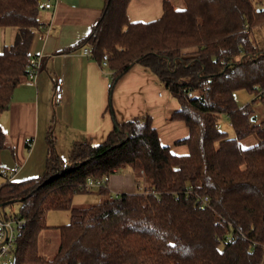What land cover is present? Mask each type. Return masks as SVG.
<instances>
[{
	"label": "trees",
	"instance_id": "1",
	"mask_svg": "<svg viewBox=\"0 0 264 264\" xmlns=\"http://www.w3.org/2000/svg\"><path fill=\"white\" fill-rule=\"evenodd\" d=\"M132 0H104L103 13L80 47L94 58H109L114 82L140 64L161 80L180 108L169 116L189 129L186 156L163 146L149 116L124 124L114 120L99 145L76 142L67 160L47 138L48 158L41 178L4 177L0 203L18 204L27 223L18 239L16 264H264V120L253 122V106L264 108V43L254 30L264 25V9L252 0H169L161 18L131 22ZM40 0H0V29H15L12 45L0 52V119L14 91L28 79L36 36L45 27ZM113 89V88H112ZM248 91L244 107L235 93ZM190 93L192 96H190ZM230 121L224 131L222 118ZM255 136L259 142L243 147ZM0 124V151L6 149ZM130 168L144 174L156 194H123L73 208L90 178ZM207 199V201H205ZM7 204V205H6ZM52 211H68L70 223L57 228L58 253H40Z\"/></svg>",
	"mask_w": 264,
	"mask_h": 264
},
{
	"label": "crops",
	"instance_id": "2",
	"mask_svg": "<svg viewBox=\"0 0 264 264\" xmlns=\"http://www.w3.org/2000/svg\"><path fill=\"white\" fill-rule=\"evenodd\" d=\"M50 1L54 10L42 11L45 27L36 36L31 55L42 57V70L36 80H25L16 88L10 108L0 119L6 134V149L13 154L17 172L27 168L38 154L47 156V138L52 134L59 155L68 159L76 142L99 145L113 130L114 120L107 112L112 95L115 120L119 124L151 117L163 146L172 154L186 156L189 148L181 142L189 137L185 123L170 121L169 116L180 108L150 70L134 65L119 81L114 82L110 69H103L94 58L82 54V41L99 21L104 0H41ZM165 0H132L128 16L131 22H151L163 15ZM177 9L182 0H169ZM183 8V7H182ZM15 29H0V42L6 46L15 41ZM11 36V42L7 37ZM87 47V46H86ZM63 81L64 97L53 105L54 84ZM113 83V89L108 85ZM29 159V160H28ZM147 185L151 187L142 174ZM142 180L130 168L113 175L105 188L108 197L139 193ZM96 191V192H95ZM88 194L101 196L95 190Z\"/></svg>",
	"mask_w": 264,
	"mask_h": 264
},
{
	"label": "rangeland",
	"instance_id": "3",
	"mask_svg": "<svg viewBox=\"0 0 264 264\" xmlns=\"http://www.w3.org/2000/svg\"><path fill=\"white\" fill-rule=\"evenodd\" d=\"M257 8H260V11L264 9V0H252ZM183 3V2H182ZM184 6V4H183ZM182 6V7H183ZM181 7V8H182ZM44 14H41V19H44ZM16 30H13L15 32ZM255 38L257 43L262 47L264 43V25L256 28L254 30ZM11 36H8L7 42H11ZM12 43V42H11ZM6 45L0 42V52L4 49ZM236 101L240 107H244L247 104L251 103L253 96L248 91H238L235 93ZM253 110L256 113L255 123H260L264 120V108L260 104L253 106ZM222 128L224 131L230 132V121L227 117L222 118ZM259 142L258 138L252 136L251 138L241 142L243 147H251ZM47 155H48V142H47ZM48 156H41L38 154L35 158L33 157L30 162L27 161V168L17 172L16 164L14 162L13 154L10 150L0 151V186L5 182L2 174L6 175L7 178H12L15 181H23L32 178H41L45 174L46 161ZM29 160V159H28ZM139 179H143L142 173H135ZM143 189L147 188L145 180H142ZM96 192V191H95ZM99 192V191H98ZM98 195L95 194H77L73 200V208H87L93 204H98L100 201ZM20 207L18 204H15L12 207H8L9 214L15 212L18 214ZM71 215L68 211H52L47 216V224L49 227L48 230L42 233L40 240V253L46 255L47 257H54L60 246V234L57 228L66 226L70 223Z\"/></svg>",
	"mask_w": 264,
	"mask_h": 264
},
{
	"label": "built area",
	"instance_id": "4",
	"mask_svg": "<svg viewBox=\"0 0 264 264\" xmlns=\"http://www.w3.org/2000/svg\"><path fill=\"white\" fill-rule=\"evenodd\" d=\"M55 6L47 1L39 2L41 11L54 10ZM82 54L90 59H94V51L90 46L82 49ZM43 58L31 56L28 62V80L35 81L38 73L42 70ZM103 69H109V58L104 56L103 61L99 62ZM111 90L113 83L108 85ZM53 105L58 106L62 103L64 97L63 81L58 79L54 84ZM190 96L192 94L190 93ZM143 173V172H142ZM111 177H103L101 179L90 178L83 189L93 191L95 189H104L107 187ZM145 194H156L154 190L142 189ZM207 201V199H205ZM27 223L24 219L18 218L15 215L6 214L4 206L0 203V264H16V252L18 249V239L22 235Z\"/></svg>",
	"mask_w": 264,
	"mask_h": 264
},
{
	"label": "water",
	"instance_id": "5",
	"mask_svg": "<svg viewBox=\"0 0 264 264\" xmlns=\"http://www.w3.org/2000/svg\"><path fill=\"white\" fill-rule=\"evenodd\" d=\"M256 119H257V118H256V117H254V118H253V122H255V121H256ZM6 205H7V204H6Z\"/></svg>",
	"mask_w": 264,
	"mask_h": 264
}]
</instances>
